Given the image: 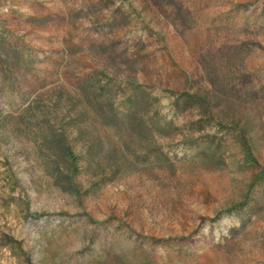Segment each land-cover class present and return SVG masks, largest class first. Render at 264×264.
<instances>
[{
  "label": "rangeland",
  "instance_id": "obj_1",
  "mask_svg": "<svg viewBox=\"0 0 264 264\" xmlns=\"http://www.w3.org/2000/svg\"><path fill=\"white\" fill-rule=\"evenodd\" d=\"M93 74L159 95L216 79L255 163L235 144L215 168L174 141L164 164L62 191L37 124ZM0 264H264V0H0Z\"/></svg>",
  "mask_w": 264,
  "mask_h": 264
},
{
  "label": "trees",
  "instance_id": "obj_2",
  "mask_svg": "<svg viewBox=\"0 0 264 264\" xmlns=\"http://www.w3.org/2000/svg\"><path fill=\"white\" fill-rule=\"evenodd\" d=\"M230 96L216 79L209 93L159 95L130 80L88 75L72 93H57L51 109L43 111L37 124L43 168L59 189L80 197L150 162L153 153L152 159L164 164L161 148L174 141L188 147L197 162L219 169L232 159L230 146L238 144L253 165L246 130L221 113ZM247 96L254 101V93Z\"/></svg>",
  "mask_w": 264,
  "mask_h": 264
}]
</instances>
